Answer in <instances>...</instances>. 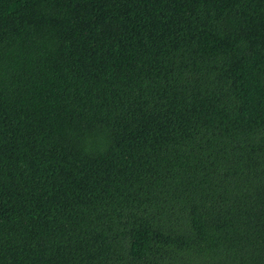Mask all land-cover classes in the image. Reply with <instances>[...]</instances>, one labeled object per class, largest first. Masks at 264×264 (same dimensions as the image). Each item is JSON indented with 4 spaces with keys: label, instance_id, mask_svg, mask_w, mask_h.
I'll return each mask as SVG.
<instances>
[{
    "label": "trees",
    "instance_id": "1",
    "mask_svg": "<svg viewBox=\"0 0 264 264\" xmlns=\"http://www.w3.org/2000/svg\"><path fill=\"white\" fill-rule=\"evenodd\" d=\"M0 264H264V0H0Z\"/></svg>",
    "mask_w": 264,
    "mask_h": 264
}]
</instances>
